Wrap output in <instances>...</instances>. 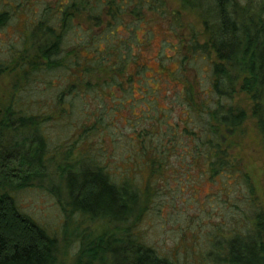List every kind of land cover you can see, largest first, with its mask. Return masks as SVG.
I'll list each match as a JSON object with an SVG mask.
<instances>
[{"label":"trees","instance_id":"1","mask_svg":"<svg viewBox=\"0 0 264 264\" xmlns=\"http://www.w3.org/2000/svg\"><path fill=\"white\" fill-rule=\"evenodd\" d=\"M176 1L199 17L204 39L201 43L191 33L179 70L167 74L176 89L163 101L181 109L174 123L172 108L159 107L151 89L163 79L147 77L143 49L149 36L138 38L169 15L165 0H54L24 18V31L9 44L7 57H0V75L12 80L7 102L0 100V264H177L160 257L139 232L168 174L185 189L198 180L222 188L219 205L229 208L207 235L209 264H264V209L250 176L232 155L246 121L253 120L264 136V0ZM23 2L0 0V32L13 18L21 19L28 9ZM189 57L211 63L205 92L177 74L186 71ZM43 95L50 100L47 106ZM87 101L92 109L82 114L76 140L65 143L63 152L64 145L50 151L44 126L68 119ZM121 125L128 134L114 140L112 129ZM22 129L41 131L39 144L3 142L9 131ZM110 129L115 160L100 145L92 154L83 152L91 138H109ZM124 141L126 157H114ZM67 172L80 181L69 192L70 202L39 181L62 179ZM34 188L56 199L64 215L58 233L19 211L15 194ZM94 221L101 227L92 232L88 226ZM68 223L78 224L82 237L63 234Z\"/></svg>","mask_w":264,"mask_h":264},{"label":"rangeland","instance_id":"2","mask_svg":"<svg viewBox=\"0 0 264 264\" xmlns=\"http://www.w3.org/2000/svg\"><path fill=\"white\" fill-rule=\"evenodd\" d=\"M12 1V0H9ZM17 2L24 3V0H16ZM28 9L22 13L21 19L17 21L15 18L10 22L7 29L0 32V57L6 58L5 53L9 44L16 42L21 30L24 31V18L31 17L33 13L41 9V5L51 3L54 0H27ZM168 6L169 15L165 19H156L155 23L150 24L149 34L143 31L139 32L138 38L143 40L149 36L146 47L143 49V60L148 67L147 77L151 78L155 74L156 77L162 80L160 83L151 84V89L155 91L153 96L157 99L159 107L166 108L170 106L172 108L170 114V122H178L180 115L179 108L163 99L173 98V91L176 89L175 80L168 76V73H175L179 70L178 58L181 55H187L186 43L190 39L191 33L197 35V40L202 43L204 37L202 36V25L199 17L192 11L183 10L180 4L176 0H165ZM30 11V12H29ZM177 16L180 26L173 23L174 17ZM16 21V22H15ZM178 28L177 31H171V29ZM145 33V34H144ZM2 51V53H1ZM162 65H164V72H162ZM210 61L203 60L198 57H189V61L185 65V72L182 70L177 74L187 78L192 84H198L196 90H202L205 92L209 86L210 80ZM161 74L162 76H160ZM59 81L54 80V85L58 86ZM12 80L6 74L0 75V100L7 102L9 95L11 94ZM134 97L140 98L141 94L137 90L138 84H135ZM143 87H140V90ZM50 100L46 99L43 95L42 104L47 106ZM165 102L167 104H165ZM91 101L86 102V106H81L74 110L73 116L68 119L62 120V122L47 123L44 126V136L49 143L50 151H52L57 145H64L65 143H72L76 140L77 136L81 132V124L83 122V115L90 113ZM243 104V102H241ZM244 105V104H243ZM44 106V107H45ZM89 106V107H88ZM46 108V107H45ZM47 109V108H46ZM183 110V109H182ZM59 114V113H58ZM58 114H55L58 116ZM123 119L127 118V113H123ZM93 121V120H92ZM123 121V120H122ZM58 123V124H57ZM70 123L71 126L67 124ZM122 123V122H121ZM69 124V125H70ZM120 126V123L117 124ZM112 129V128H111ZM111 129L107 131L106 135L109 138L104 137V140L98 139L96 136L88 141L87 146L83 149V152L89 150V154H92L95 149L104 147L108 150V155L111 157L112 145H111ZM115 132L114 140H119L123 137L125 140L128 130H120L113 128ZM104 136L105 132L100 131ZM119 134V135H118ZM41 137V131L33 133L28 129H22L18 133L9 131L7 135L2 139L4 143L21 144L24 140H27L29 144L32 140L35 144H39ZM237 144L232 151L233 157L241 163L244 167V171L250 176L255 193L257 197V203L264 209V136H261L255 127L253 120L246 121L241 131L237 135ZM100 142V144H99ZM106 142V143H105ZM62 143V144H61ZM66 144V145H67ZM88 145H91L88 147ZM71 146V145H70ZM67 149V146H62L61 151ZM24 150V149H23ZM127 147L125 141L117 148L114 153V157L119 156L122 153L125 157L127 155ZM74 154H77L75 150ZM173 162V161H171ZM174 163V162H173ZM120 169V168H119ZM53 169L49 170L52 173ZM167 184L164 185L163 181L159 184L158 197L154 199V206L145 214L142 223L139 227V232L144 241L152 247L160 257L170 258L177 262V264H209L206 253L209 251V240L207 235L213 229L214 226L222 222L221 216L223 210L229 208L221 207L219 201V191L222 190L219 184L190 182L189 189H185L184 186L178 185L173 176H170ZM41 184L57 197L66 198L68 202L69 192H71L80 181L78 176L73 173H65L62 179L54 178L49 180L48 177L41 178ZM184 189L183 194L178 191ZM194 190V191H193ZM196 192V193H195ZM233 196H238L233 194ZM16 204L19 211L30 217L39 226L45 228L49 233H58L62 226L64 215L59 208L56 199L38 188L26 189L15 194ZM195 198V201L193 200ZM158 207L159 210L158 211ZM210 215V217H209ZM105 219H102V222ZM96 221L89 224V230L95 232L101 227ZM79 225L67 224V229L63 234H67L68 237L75 238V235L79 238L82 237V228L78 231L75 230ZM63 232V228H61ZM67 237V238H68ZM73 240V239H72ZM76 246L70 248V252H74Z\"/></svg>","mask_w":264,"mask_h":264}]
</instances>
